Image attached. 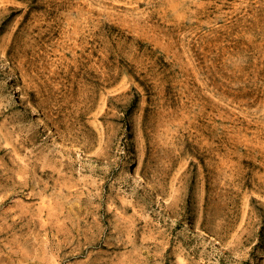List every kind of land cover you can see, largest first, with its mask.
<instances>
[{
    "label": "rangeland",
    "instance_id": "rangeland-1",
    "mask_svg": "<svg viewBox=\"0 0 264 264\" xmlns=\"http://www.w3.org/2000/svg\"><path fill=\"white\" fill-rule=\"evenodd\" d=\"M0 264H264V0H0Z\"/></svg>",
    "mask_w": 264,
    "mask_h": 264
},
{
    "label": "bare ground",
    "instance_id": "bare-ground-1",
    "mask_svg": "<svg viewBox=\"0 0 264 264\" xmlns=\"http://www.w3.org/2000/svg\"><path fill=\"white\" fill-rule=\"evenodd\" d=\"M13 90H14V92H16L15 87H13ZM130 164H132L131 161H130ZM127 168H128V166H127ZM131 170H134V166L131 168ZM134 175H135V178H136L135 181H137L139 179V177H140V174L135 170V174ZM191 226H193L195 232H200L202 235H204V237L209 236L211 241L214 242L215 244H218L220 248H222V249H226L227 248L226 244H224L223 242H221L220 240H218L214 236L209 235L208 232L199 223L192 222Z\"/></svg>",
    "mask_w": 264,
    "mask_h": 264
}]
</instances>
